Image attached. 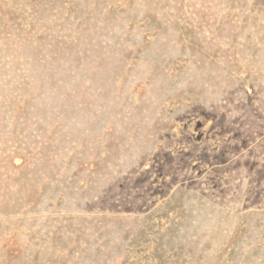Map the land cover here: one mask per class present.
I'll list each match as a JSON object with an SVG mask.
<instances>
[{"label":"rangeland","instance_id":"rangeland-1","mask_svg":"<svg viewBox=\"0 0 264 264\" xmlns=\"http://www.w3.org/2000/svg\"><path fill=\"white\" fill-rule=\"evenodd\" d=\"M0 264H264V0H0Z\"/></svg>","mask_w":264,"mask_h":264}]
</instances>
